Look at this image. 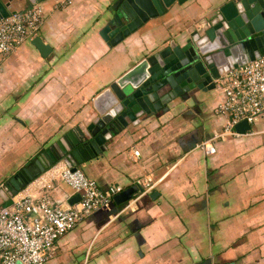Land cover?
Instances as JSON below:
<instances>
[{
    "label": "crops",
    "instance_id": "crops-1",
    "mask_svg": "<svg viewBox=\"0 0 264 264\" xmlns=\"http://www.w3.org/2000/svg\"><path fill=\"white\" fill-rule=\"evenodd\" d=\"M225 1L175 3L109 45L100 31L116 0H42L37 34L0 56V197L8 196L13 174L92 120L95 98L111 82ZM30 4L10 0L9 8ZM222 99L218 86L195 89L114 134L102 155L79 169L101 189L124 190L145 176L156 182L153 189L94 211L57 239L48 264H264V121L252 125L259 132L217 139L215 152L206 153L199 145L228 117L215 111ZM58 168L18 194L38 195L36 183ZM44 189L54 204L70 192L59 177Z\"/></svg>",
    "mask_w": 264,
    "mask_h": 264
},
{
    "label": "water",
    "instance_id": "water-1",
    "mask_svg": "<svg viewBox=\"0 0 264 264\" xmlns=\"http://www.w3.org/2000/svg\"><path fill=\"white\" fill-rule=\"evenodd\" d=\"M9 1L0 0V19L12 12ZM30 1L31 6L42 0ZM186 1L116 0L113 17L100 34L109 45H115L151 19L165 14L175 3ZM202 20L111 82L96 96V114L86 126L67 132L68 140L60 137L33 164L22 167L8 179V196L0 197V206H8L12 196L46 170L61 165L71 172L78 170L86 161L101 156L110 137L122 128L138 124L143 116L162 110L192 90L216 89L215 80L220 75L264 57V0H226L213 5ZM33 44L41 53L47 49L40 38ZM260 117H264V111L254 116ZM250 128L246 120L234 127L240 134ZM138 191L136 185L125 188L113 201L118 205L126 203ZM79 199V195H74L69 203Z\"/></svg>",
    "mask_w": 264,
    "mask_h": 264
},
{
    "label": "built area",
    "instance_id": "built-area-1",
    "mask_svg": "<svg viewBox=\"0 0 264 264\" xmlns=\"http://www.w3.org/2000/svg\"><path fill=\"white\" fill-rule=\"evenodd\" d=\"M70 3L71 0H59L60 6ZM44 12L40 1L1 18L0 56L11 54L19 45L33 38L43 21ZM215 82L223 93L215 111L228 114V117L220 132L199 145L208 154L215 152V140L242 135L234 129L238 122L246 120L251 128L245 134H252L255 132L252 125L264 121V117L254 118L264 111V57L231 69ZM57 177L70 188V192L54 204L51 193L44 188ZM155 183L148 176L135 180L138 194L149 192ZM36 190H40L38 195L33 191L17 193L11 197L8 206H0V264H48L57 239L94 211L108 207L123 188L110 185L101 189L81 170L71 172L62 166L54 175L36 183ZM74 195H79L80 199L69 203Z\"/></svg>",
    "mask_w": 264,
    "mask_h": 264
},
{
    "label": "flooded vegetation",
    "instance_id": "flooded-vegetation-1",
    "mask_svg": "<svg viewBox=\"0 0 264 264\" xmlns=\"http://www.w3.org/2000/svg\"><path fill=\"white\" fill-rule=\"evenodd\" d=\"M113 136H114V135H112L108 141H110V140L112 139ZM46 155H47V154H45V155L43 156L44 159H46ZM34 160H35V159H34ZM32 163H34V161H33Z\"/></svg>",
    "mask_w": 264,
    "mask_h": 264
},
{
    "label": "trees",
    "instance_id": "trees-1",
    "mask_svg": "<svg viewBox=\"0 0 264 264\" xmlns=\"http://www.w3.org/2000/svg\"><path fill=\"white\" fill-rule=\"evenodd\" d=\"M111 204L113 205V206H120L121 204H116L113 200L111 201Z\"/></svg>",
    "mask_w": 264,
    "mask_h": 264
}]
</instances>
